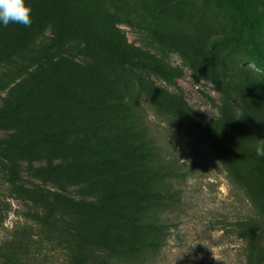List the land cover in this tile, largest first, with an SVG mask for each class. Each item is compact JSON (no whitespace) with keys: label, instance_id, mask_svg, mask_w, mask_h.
Instances as JSON below:
<instances>
[{"label":"rangeland","instance_id":"374dc122","mask_svg":"<svg viewBox=\"0 0 264 264\" xmlns=\"http://www.w3.org/2000/svg\"><path fill=\"white\" fill-rule=\"evenodd\" d=\"M69 1L71 29L60 35L46 32L60 41L58 55L0 89V245L17 232H31L43 241L33 264H70L72 245L101 234L113 222L103 211L110 195L140 184L133 167L82 166L106 155L135 164L122 152L140 150V113L161 138L168 127L149 104L135 108L111 53L114 43L140 49L168 66L175 74L170 82L145 72L156 86L182 93L200 123L219 120L231 110L239 116L243 80L264 77L233 43L213 45L237 24L228 0H123L139 5L141 17L165 33L172 46L151 37L136 11L118 0ZM250 13L264 56V0L254 3ZM202 59L205 69L210 61L204 59L225 62L214 66L222 74L220 82L197 71L196 60ZM10 70L0 66V80ZM61 89L73 98L61 95ZM187 134L176 128L167 144L191 176L182 186V207L169 215L168 243L153 264H243L237 232L249 213L248 201L209 147Z\"/></svg>","mask_w":264,"mask_h":264},{"label":"trees","instance_id":"16d2710c","mask_svg":"<svg viewBox=\"0 0 264 264\" xmlns=\"http://www.w3.org/2000/svg\"><path fill=\"white\" fill-rule=\"evenodd\" d=\"M259 1L262 0H228L227 5L237 24L227 36L214 39L213 45L221 41L233 43L249 62L264 73V56L256 46L251 29L250 10ZM26 2L32 8L30 27L14 23L5 27L0 23V66L11 67L10 74L0 80V89L7 88L35 66L52 61L58 55L60 41L47 37L48 29L60 35L72 27L69 0ZM118 2L136 11L140 16L137 19L145 25L151 37L165 45H173L165 33L146 23L139 5L132 1ZM111 53L133 92L135 108H142V103L149 104L168 127L161 138L159 130L150 127L146 117L140 113V150L126 149L122 152L123 157L134 158L135 164L106 155L91 166H82L90 169L133 167L140 184L110 195L112 201L103 206V211L112 216L113 222L101 234L83 238L72 245L69 263L153 264L156 261L171 235L169 215L182 207V186L191 176L190 170L179 163L167 146L175 129L181 128L184 134L198 136L209 147L230 182L246 197L249 213L238 224L237 232L242 240L243 264H264V157L255 154L256 145L264 140V77L246 76L243 80L244 104L239 116L231 110L219 120L200 123L194 118L193 110L182 93H172L150 81L145 71L169 82L175 78L174 72L157 57L117 42L111 46ZM204 60L210 61V67L205 69L203 59L196 60L197 71L220 82L222 74L214 66L225 62ZM59 93L73 98L62 89ZM15 108L6 110L3 115ZM42 242L35 240L34 234L27 230L17 232L0 245V264H33Z\"/></svg>","mask_w":264,"mask_h":264},{"label":"clouds","instance_id":"9594fccd","mask_svg":"<svg viewBox=\"0 0 264 264\" xmlns=\"http://www.w3.org/2000/svg\"><path fill=\"white\" fill-rule=\"evenodd\" d=\"M32 8L26 0H0V23L5 27L10 23L30 27L32 24ZM255 154L264 157V140L255 147ZM215 259L219 260L215 257ZM220 261V260H219Z\"/></svg>","mask_w":264,"mask_h":264}]
</instances>
